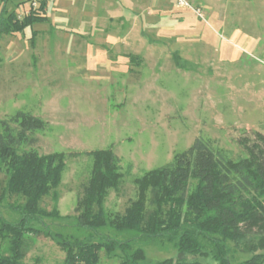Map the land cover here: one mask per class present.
Returning <instances> with one entry per match:
<instances>
[{
	"label": "rangeland",
	"instance_id": "374dc122",
	"mask_svg": "<svg viewBox=\"0 0 264 264\" xmlns=\"http://www.w3.org/2000/svg\"><path fill=\"white\" fill-rule=\"evenodd\" d=\"M31 1L10 0L0 10L17 14ZM108 1L125 19L102 16L113 10ZM184 1L100 0L99 21H73L72 6L88 15L96 1L46 0V20L0 34V121L18 111L40 116L47 125L30 146L65 154L60 184L39 202L59 213L44 219L48 227L77 235L68 224L91 168L84 152L111 148L119 158L123 182L104 206L123 211L132 179L170 162L195 138L237 160L248 156L255 132L264 136V0ZM100 44L110 51L92 53ZM5 179L0 171V190ZM15 201L3 202L8 219ZM142 246L150 264L176 255L171 245ZM23 251L24 264H61L64 257L43 235L27 236ZM120 254L101 251L100 264H118ZM248 256L237 253L233 264Z\"/></svg>",
	"mask_w": 264,
	"mask_h": 264
},
{
	"label": "trees",
	"instance_id": "16d2710c",
	"mask_svg": "<svg viewBox=\"0 0 264 264\" xmlns=\"http://www.w3.org/2000/svg\"><path fill=\"white\" fill-rule=\"evenodd\" d=\"M10 0H0L6 4ZM46 0L18 18L0 17V34L21 32L46 19ZM33 37V36H32ZM47 122L18 111L0 121V264H24V243L29 235L50 238L64 253L61 264H100V252H120L118 264H150L143 244L171 245L174 257L154 264H233L237 253L249 254L236 264H264V136L255 132L248 156L232 160L201 138L161 166L134 177L133 196L123 211L104 206L109 190L123 182L119 158L111 148L84 152L91 159L89 176L74 208L77 235L48 227L45 218H58L57 210L39 205L60 184L65 154H40L32 145L36 131ZM30 146L29 148H26ZM78 152L68 155H77ZM14 215L2 208L7 196ZM187 255L212 261L189 260Z\"/></svg>",
	"mask_w": 264,
	"mask_h": 264
},
{
	"label": "crops",
	"instance_id": "0c3cea01",
	"mask_svg": "<svg viewBox=\"0 0 264 264\" xmlns=\"http://www.w3.org/2000/svg\"><path fill=\"white\" fill-rule=\"evenodd\" d=\"M96 1V2H95ZM88 2H90V3H94V5L96 4V6L95 7H93L92 5H91V7H89L90 8V11H89V13H88V15H84L83 13H82V10H81V12H80V8L78 7V6H72V9H71V14L70 13H68L67 14V16H69L73 21H84V20H89V21H99L100 20V15L97 13V8L99 9V6H101L100 8H102L103 6L101 5V4H99V5H97L98 3H100V0H88ZM1 3V2H0ZM109 5H113V10H112V8H110L109 6H108V9H107V11H108V13H103L102 14V16L104 15V17L105 16H109V20H113V19H125V17L123 16V15H121L120 14V11H119V9H118V7L114 4V1L113 2H111V1H108L107 2ZM47 5V4H46ZM5 9H6V7H5ZM46 10H47V6H46V8H45V12L44 13H46ZM102 10H105V9H103L102 8ZM1 11H2V9L0 10V17H1ZM6 12H7V14L8 13H10L11 11H8L7 9H6ZM98 14V15H97ZM115 15V16H110V15ZM104 17H102V18H104ZM46 20V19H45ZM41 22V21H40ZM79 23V22H78ZM80 24V23H79ZM99 28H102L104 25H97ZM25 29V28H24ZM23 29V30H24ZM21 32H23V31H21ZM21 32H14V33H11V34H6V33H2V35H16V34H19V33H21ZM37 31H32V33H31V36H33V35H35V33H36ZM119 45V44H118ZM112 46V45H111ZM106 48H108V47H106L105 46V44H100L99 45V47L97 48H93V50L91 51L92 53L93 52H96V51H101V52H109L110 50H108V49H106ZM113 48H114V50L116 51V49H121V45H119V46H113ZM111 52H113V51H111ZM106 62H108V63H106V66H107V68H105L104 69V72L106 73V72H108V70L110 71V67H112L113 66V64H112V62H111V60L109 59L108 61H106ZM103 70V69H102Z\"/></svg>",
	"mask_w": 264,
	"mask_h": 264
},
{
	"label": "built area",
	"instance_id": "2783aa9c",
	"mask_svg": "<svg viewBox=\"0 0 264 264\" xmlns=\"http://www.w3.org/2000/svg\"><path fill=\"white\" fill-rule=\"evenodd\" d=\"M40 0H32L31 2H29L28 3V6L27 7H22L21 9H20V11L17 13V17L18 18H20V17H22L24 14H27V13H29V11L30 10H34V9H36L38 6H39V2ZM178 3L180 4V5H182V4H187V2L186 1H184V0H178Z\"/></svg>",
	"mask_w": 264,
	"mask_h": 264
}]
</instances>
